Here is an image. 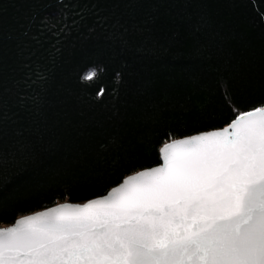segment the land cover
<instances>
[{
  "label": "trees",
  "instance_id": "1",
  "mask_svg": "<svg viewBox=\"0 0 264 264\" xmlns=\"http://www.w3.org/2000/svg\"><path fill=\"white\" fill-rule=\"evenodd\" d=\"M258 106L264 0H0V225Z\"/></svg>",
  "mask_w": 264,
  "mask_h": 264
},
{
  "label": "snow or ice",
  "instance_id": "2",
  "mask_svg": "<svg viewBox=\"0 0 264 264\" xmlns=\"http://www.w3.org/2000/svg\"><path fill=\"white\" fill-rule=\"evenodd\" d=\"M160 153L106 195L0 229V264H264V106Z\"/></svg>",
  "mask_w": 264,
  "mask_h": 264
},
{
  "label": "water",
  "instance_id": "3",
  "mask_svg": "<svg viewBox=\"0 0 264 264\" xmlns=\"http://www.w3.org/2000/svg\"><path fill=\"white\" fill-rule=\"evenodd\" d=\"M227 125H228V124H227ZM227 125H225V126H227ZM225 126H223V127H225ZM223 127H221V128H214V129H210V130H221ZM205 131H209V130H205ZM205 131L197 132V133H194V134H199V133H202V132H205ZM194 134H190V135H186V136L178 137V138H175V139H172V140L181 139V138H186V137H189V136L194 135ZM172 140L167 141L166 143H170ZM164 144H165V143H164ZM164 144H163V145H164ZM163 145L161 146V148L163 147ZM161 148H160V149H161ZM161 163H162V157H161V153H160V163H159V164L154 165V166H151V167L143 168V169H140V170H138V171H136V172L130 173V174H128L127 176H125L123 179H126V178H127L128 176H130V175H135V174H137V173H138L139 171H141V170H147V169H150V168H152V167L158 166V165H160ZM122 181H123V180H122ZM122 181H121L120 183H122ZM120 183H118V184L112 186L111 188H113V187H115V186H118ZM111 188H110L108 191H110ZM108 191H107V192H108ZM107 192H106L105 194H103V195H106ZM103 195L95 196V197H92V198H99V197H101V196H103ZM92 198H89V199H92ZM89 199H87V200H85V201H70V200L58 201L57 203H55V204H53V205H51V206H48V207H45V208H41V209H37V210H34V211H32V212H29V213H25V214H23V215H20V216L17 217V219H16L14 222H12V223H10V224H3V225H0V229H5V228L13 227V226H15L16 221H17L18 219H20V218H23L24 216H27V215H33V214H35V213H37V212H40V211L47 210V209H49V208H51V207H54V206H57V205H59V204L66 203V202H69V203H79V204H84V203H86Z\"/></svg>",
  "mask_w": 264,
  "mask_h": 264
}]
</instances>
